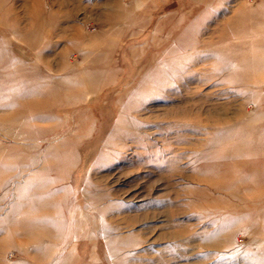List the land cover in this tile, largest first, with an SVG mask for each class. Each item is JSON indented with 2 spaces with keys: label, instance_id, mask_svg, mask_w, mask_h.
Returning a JSON list of instances; mask_svg holds the SVG:
<instances>
[{
  "label": "rangeland",
  "instance_id": "rangeland-1",
  "mask_svg": "<svg viewBox=\"0 0 264 264\" xmlns=\"http://www.w3.org/2000/svg\"><path fill=\"white\" fill-rule=\"evenodd\" d=\"M0 264H264V0H0Z\"/></svg>",
  "mask_w": 264,
  "mask_h": 264
},
{
  "label": "bare ground",
  "instance_id": "bare-ground-1",
  "mask_svg": "<svg viewBox=\"0 0 264 264\" xmlns=\"http://www.w3.org/2000/svg\"><path fill=\"white\" fill-rule=\"evenodd\" d=\"M230 120V119H229ZM226 122H228V121H226ZM251 145V144H250ZM235 147V146H234ZM118 259V258H117Z\"/></svg>",
  "mask_w": 264,
  "mask_h": 264
}]
</instances>
